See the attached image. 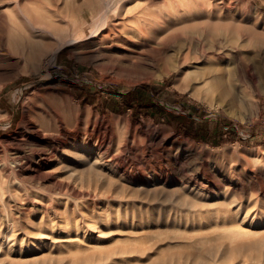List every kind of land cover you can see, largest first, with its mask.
<instances>
[{
	"label": "rangeland",
	"instance_id": "rangeland-1",
	"mask_svg": "<svg viewBox=\"0 0 264 264\" xmlns=\"http://www.w3.org/2000/svg\"><path fill=\"white\" fill-rule=\"evenodd\" d=\"M110 2L0 0V264H264V0Z\"/></svg>",
	"mask_w": 264,
	"mask_h": 264
},
{
	"label": "bare ground",
	"instance_id": "bare-ground-1",
	"mask_svg": "<svg viewBox=\"0 0 264 264\" xmlns=\"http://www.w3.org/2000/svg\"><path fill=\"white\" fill-rule=\"evenodd\" d=\"M106 5V7H107V9L108 10H110V9H112L114 6H115V4L113 3H111L110 2V0H106V3H105ZM104 9V8H103ZM95 11V10H94ZM94 11L92 10V12H91V16H90V18H93L94 16L93 15H95V13H94ZM119 23V22H118ZM191 60V58H190V56H186V58H185V61H184V63H186V62H188V61H190ZM178 68H179V70H180V72L182 73L183 72V67H179L178 66ZM219 71H222V69H219ZM246 73L252 78V79H254V76H253V74L251 73V71L249 70V68H246ZM73 139H74V145H75V143L79 140V139H82L83 140V142H85L86 144H88V145H91V143L93 142V141H99L100 143L101 142H103L104 140H105V137L101 134V133H97L96 131H94V130H89V129H83L82 127H77V129H75L74 131H73ZM57 144H60V146H61V148H65V147H67V146H73L72 145V142L69 140V138L68 137H65V139H59V141H57V143H56V145ZM85 147H87V146H85ZM89 148V147H88ZM54 149V148H53ZM53 149H52V151H53ZM48 151V150H47ZM47 151H44V152H42L41 153V157H40V162H39V166L41 165H45V166H47L49 163H50V161L52 160V158L56 155V153L54 152V153H52V152H47ZM18 160H20V158H18ZM96 160H97V158H96ZM96 160L94 161V162H96ZM243 231L245 232V231H247V230H245V229H238V233L239 234H242L243 233ZM242 260V259H241ZM240 262V261H239ZM241 263V262H240ZM236 264H238V263H236ZM244 264V263H243Z\"/></svg>",
	"mask_w": 264,
	"mask_h": 264
}]
</instances>
